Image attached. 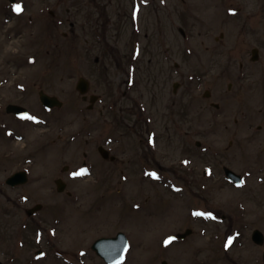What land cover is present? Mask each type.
Here are the masks:
<instances>
[{
  "label": "rangeland",
  "instance_id": "rangeland-1",
  "mask_svg": "<svg viewBox=\"0 0 264 264\" xmlns=\"http://www.w3.org/2000/svg\"><path fill=\"white\" fill-rule=\"evenodd\" d=\"M151 1L141 17L144 46L143 54L137 52L135 67L129 66L132 0H39L38 7L52 5L65 16L67 8L79 3V8L70 12L82 20L96 17L99 11L107 41L94 50L82 46L85 39L69 24L57 32L41 28L33 34L17 25L9 29L13 36L10 41L6 29L0 28V79L7 70L17 74L1 89L0 102L25 104L42 113L36 118L37 124L33 123L35 127L19 126L27 142L0 140V155L5 149L25 150L20 157L2 160L0 179L22 167L24 153L35 152V183L27 190L31 197L27 206L42 203L47 221L46 231L36 235L34 242L33 225L29 231L22 230L15 216L16 194L0 192V259L5 264H30L39 246L47 254L39 264H104L91 251V244L125 229L131 240L125 264H256L257 259V264H264V248L239 240L235 250L226 253V244V250L222 247L225 239L216 238L215 225L206 227L193 217L194 209L196 215L203 214L209 206L206 191L199 188L205 185L202 173L206 165H213L218 173L228 166L241 174L264 167V134L258 135V127H264V0H162L166 3L162 9L159 2ZM242 5L245 12L240 10ZM16 30L22 36L14 37ZM253 49L261 50L260 62L250 64L247 74H253L257 67L261 77L239 81V65L244 59L246 64L253 62ZM34 54L37 61L33 66L17 68L10 62ZM197 75H204L202 81ZM81 79L90 82L84 95L77 90ZM189 81L194 83L192 91ZM14 83L30 88L31 95L20 94ZM40 91L56 96L63 107L44 114L40 111ZM96 96L100 102L93 100ZM114 102L117 110L113 113L109 106ZM91 103L94 110H85ZM146 104L148 123L141 114ZM216 104L220 109H215ZM44 121L46 125H42ZM193 128H197L196 137H191ZM148 130L157 134L155 156L146 145ZM112 136L122 140L111 154L115 162L103 160L93 144ZM87 138H91L92 158L100 170L98 186L93 178L69 182L67 170L63 171L83 163V153L89 148ZM28 140L32 147L24 148ZM196 141L203 144L201 150L194 146ZM124 149L128 152L121 155ZM219 152L221 156H214ZM140 156L156 178H140L141 168L136 163ZM189 156L196 168L194 178L176 168L178 162L188 168ZM129 160L135 166L128 169L131 177L125 179L120 173ZM257 161L261 163L253 166ZM58 178L79 192L70 203L65 192H56ZM225 185L217 181L211 186L221 213L229 216L239 202H244L251 228L264 230V194L256 195L252 187L237 191ZM63 207H67L66 212ZM21 213L22 222L26 217L22 209ZM54 218L63 219L59 228ZM219 228L224 233L231 229L227 222ZM187 231L191 234L185 242L171 249L165 246V236L168 239ZM18 233L26 245L17 240ZM81 249L86 256L78 254Z\"/></svg>",
  "mask_w": 264,
  "mask_h": 264
},
{
  "label": "flooded vegetation",
  "instance_id": "flooded-vegetation-1",
  "mask_svg": "<svg viewBox=\"0 0 264 264\" xmlns=\"http://www.w3.org/2000/svg\"><path fill=\"white\" fill-rule=\"evenodd\" d=\"M156 1L159 2L160 9L164 8L163 5H165L166 3H163L162 0H156ZM38 2L39 0H0V28L6 29V36H7L6 39L8 41L13 40L12 39L13 36L11 35V32H10L11 30L9 29L14 28L17 25H18V28L20 27V30L21 29H24L26 31L32 30L31 33L33 34L34 31L37 32L36 30L41 31V28L46 29L48 31L53 30L57 32L60 28H63V26H67L69 24L71 26H76L78 29L77 31L78 34L80 33V35L83 37L82 39H85V43L83 42L82 46L86 45L89 47V49L94 50L95 47H98V46L100 47L106 43L107 38L102 33V24H101L102 17L100 16L99 11L95 13L96 17H86L85 19L82 20L79 16H73V12H70V10L75 9L76 7L79 8L78 2H77L78 4L76 5V7L73 5L71 8H67L66 16L61 13V10L55 11L52 8V5H40V7H38ZM151 2H155V0H152ZM149 4H150L149 0H132V4L130 8V19H131V25H132L131 30L133 33V49L131 53L130 62L134 63L135 66H137L135 62V59H136L135 57L137 56V52H140V53L142 52L143 54L144 27L142 25L141 17H142V13L144 9L150 7ZM15 5H20L22 8V11L19 14L13 11V8ZM240 10L245 12L246 6L242 5L240 7ZM20 30L18 31L16 30L14 32V37L22 36L21 35L22 32ZM249 30L252 32V34H255L254 27L250 26ZM254 51H257V54ZM36 55L37 54L33 55L34 59H31L32 57L31 56L30 58H23L22 61H15V62L10 61V62L13 63L12 66L17 67V68H23V67H28V66L30 67L36 64V61H37ZM260 55H261L260 49H257V50L253 49V53H252L253 62L246 64L245 59L242 60V62L239 65V69H240V74L238 75L239 81H245L247 77H251L252 79L253 77H255L256 80L260 79L261 77L260 68L256 67L253 74H251L250 76L249 74H247L248 73L247 70H249L250 64H256V66L259 64L260 61H257V59L258 57L260 58ZM0 57H1V51H0ZM256 57L257 59L255 60ZM16 75L17 74L15 71L12 72V71L7 70V75H5L2 79H0V96L2 94L1 89L5 87L6 85H8L11 82V78H15ZM197 76H199V78L202 81L204 75L203 76L197 75ZM193 85L194 83L191 82L189 86L190 91H192ZM175 87H176V84L174 85V89ZM14 88H16V90L24 96L29 97L31 95V89L30 88L27 89V86H20V83H14ZM89 89H90V83L88 84V91ZM96 101L100 102V96H96L95 102ZM92 103H94L93 100H92ZM92 103H91V106L85 108V110L93 111L94 105ZM10 105H18V106L24 107V110H26L25 111L26 114L18 115L16 113L10 112L8 110V107ZM216 105L220 107L219 104H216ZM216 105L214 106L215 108L218 109L219 107H217ZM116 108L117 106L115 102L111 103L109 106L110 111H112L113 113L117 110ZM40 111H43L44 114H46L47 116L50 115L52 112V110H48L45 107H40ZM41 114H42L41 112L36 113V111L28 108L25 104L22 105V104H18L15 102L14 103L9 102L8 104H5V103L0 102V140L2 139L7 140L11 144L13 143L19 144V143L24 142L25 140L27 142L25 135L20 132L19 126L28 125L31 127H35L32 125L33 123L37 124L36 118L41 117L42 116ZM83 114H85V112H83ZM141 114L144 120L147 121L146 123H148L149 109H148L147 104L143 106V110H141ZM41 123L42 125H46L47 121L46 122L44 121ZM151 132L152 131L148 130L145 139H146V145L148 147V151L155 156V154L158 152V148H157L158 139L153 138L154 134L155 135L157 134L155 132H153L154 134ZM197 134H198L197 128H193L191 130V137H196ZM263 134H264V127L259 126L258 135L262 136ZM129 135L130 133H127V132L124 134V136L126 137H128ZM90 139L91 138H87L85 140L89 148L83 153V156L85 158L83 163L72 170L71 169L68 170L67 167L63 168V171L67 170L66 175H67V179L69 180V182L74 183L76 181H80L83 179L93 178L94 185L98 186L100 184V180H101V178L99 177L100 170L98 169L97 164L95 163V161H93V158H92V154L90 150L91 143H89ZM121 141L118 137L116 138L112 136V137H107V138L106 137L100 138L97 141L94 140L93 144L96 147V150H97L96 152L99 153V155L101 156L103 160L105 161L110 160V161L115 162L116 158L113 157L111 154L116 151ZM28 146L32 147V144H30V140H28V143L25 144L24 148ZM194 146L201 150L203 144L200 143V141H196L194 142ZM40 150L44 151L46 149L39 148V151ZM209 150L211 152L212 149L211 148L206 149L207 152H209ZM65 151L68 152V149H65ZM21 152H25V150L15 151V150L5 149L0 155V166H2V163H3L2 160L5 161V160H11V159L20 157ZM102 152H104L107 155V157H105L102 154ZM127 152L128 151L124 149V150H121L120 154L126 155ZM191 152H192V149H191ZM24 154L26 155L22 156L24 158L23 160L24 163L22 164V167H20L18 170L12 171L8 176L2 177L0 179V192L1 194H5L6 191L9 190L16 194L13 204L16 207V209H18V211L15 212V216L18 218L19 224L21 223L20 225L22 227V230L29 231L30 226L33 225L32 228H34L35 230V237H34V242H35L36 235L42 234L44 231H46L45 227L47 226L46 224L47 221L44 215L45 206L42 203L34 204L31 207L27 206L31 202V197L27 193V190L29 189L31 190V187L35 183L34 167H35V157L36 156H35V152H31V150H28ZM221 155L222 154L219 152L218 154L214 156L219 157ZM189 157H190L189 162L191 165H189L188 168L186 169L182 168L179 162L176 165V168L178 172L188 171V173L191 174V177L194 178V176H196V168L194 167L195 164H194L193 157L192 156H189ZM233 160H236V157ZM136 163L137 165L139 164L141 168L140 178L150 177L149 170H148L149 164L147 163L146 159L140 156L138 160L136 161ZM259 163H261V161L255 162L253 166L258 165ZM127 164L128 165L126 166V169L121 171L120 173L121 177L125 179H128L131 177V171L129 172L128 169L130 168L131 170L132 167L135 166L132 160H129ZM206 166L208 167L202 173V177L206 180L205 185L201 184L199 188L203 189L204 192L206 191V197L209 201V206L207 205V207L203 209L204 213L202 214V218L196 215V211L194 209L193 217L201 219L203 222V225H205L206 227L210 225H215L216 238L219 237V238L225 239V240L223 239L224 241H223L222 247L224 248V243L226 242V247H227L226 253H229L232 249L237 247L236 242L239 240L245 241L244 244H246L247 240H249V242L255 248H264V245L260 246L256 239V235H257L259 241L261 240V237H262V240L264 241V230H262L261 228H254V229L251 228L250 224L248 223V219H247L248 210H247L246 203L239 202L236 208L237 210L234 209V211H232L229 216L224 215L219 210L218 205H215L214 202L217 201V199L216 197H213L214 192L213 190H211L212 184H214L217 181L218 182L222 181L223 184H226L225 186L229 185L237 191H243V190H246L252 187V192L257 193L256 195H258L259 192H262L264 194V167H261V166L258 167L257 171H253L251 167H248L249 169H252V170H245L244 173L242 174L231 168L232 170L237 172V174H240L241 176H243L242 186L236 187L235 184L232 183L226 176L225 168H230V167L224 166L223 171L218 173L215 171V168L213 165H206ZM157 168L158 167H155V169ZM81 169H87V174L84 176L74 175L76 172L80 171ZM251 178L252 180H255V183L252 184ZM42 180L43 178L40 179V181ZM55 182H56V192L59 193L60 195L64 194L65 192L67 194L66 199L68 200L69 203L76 195L79 194V192L75 189V187H72V189H69L68 183L64 181L62 178H58L57 180H55ZM21 209L24 211L25 217H26V219L23 220L22 222H21V217L24 216V214L21 213ZM61 209L62 210L64 209V212H66L67 207H63ZM53 220L55 221L56 227L60 226L63 223V219L61 218H58V219L54 218ZM226 222L228 223V227H230L231 229L227 233H224V231H222L219 228V226L225 225ZM236 223H237V232H236L237 234L235 237H232V235L234 234L233 230H234V226L236 225ZM120 232L127 233V229L121 230ZM259 232L262 233L263 236H261ZM118 233H116V235ZM16 237L19 242H21L22 244L24 243L26 245V240L20 233L16 234ZM229 238H232V239H229ZM229 240L232 241L231 244L228 243ZM172 242L169 247L167 246V248H170L173 244L175 245L178 244L179 241L176 242L174 240ZM38 248L39 249L34 252L33 257H31L30 262H29L30 264H39L47 259V254L45 253V251L41 249V246H39ZM90 248L93 254L98 259H100L104 264H108L106 261H104L100 257L97 251L93 249L92 244ZM78 254H80L81 256H86V251L81 249L79 250ZM263 258H264V250H263ZM124 261L119 264L126 263V256H125ZM257 262H258V259L256 261V264ZM164 263L168 264V262H164ZM0 264H5L2 261V259H0Z\"/></svg>",
  "mask_w": 264,
  "mask_h": 264
},
{
  "label": "water",
  "instance_id": "water-1",
  "mask_svg": "<svg viewBox=\"0 0 264 264\" xmlns=\"http://www.w3.org/2000/svg\"><path fill=\"white\" fill-rule=\"evenodd\" d=\"M256 60V59H255ZM78 91L82 94H86L88 91V82L84 79H81L78 87ZM40 99L42 103L48 107H62L63 103L53 96L41 93ZM11 111L18 112L21 109L16 106H11ZM102 154L107 157V155L102 152ZM190 233V232H188ZM124 235L120 234L116 239H101L96 242L93 249L98 252L108 263L114 264L122 259L124 251L127 247L126 241H124Z\"/></svg>",
  "mask_w": 264,
  "mask_h": 264
},
{
  "label": "snow or ice",
  "instance_id": "snow-or-ice-1",
  "mask_svg": "<svg viewBox=\"0 0 264 264\" xmlns=\"http://www.w3.org/2000/svg\"><path fill=\"white\" fill-rule=\"evenodd\" d=\"M13 11H14L15 13L19 14V13L22 11V8H21L20 5H15L14 8H13ZM86 174H87V169H81L80 171L76 172L74 175H76V176H84V175H86ZM150 175H152L153 178H156L154 173H152V174H150ZM197 215H202V213H197ZM172 239H173V238H169V239L165 240V241H164L165 246H167L168 244H170V243L172 242ZM231 242H232V241L229 240L228 243L231 244ZM126 250H127V249H125V251H126Z\"/></svg>",
  "mask_w": 264,
  "mask_h": 264
},
{
  "label": "bare ground",
  "instance_id": "bare-ground-1",
  "mask_svg": "<svg viewBox=\"0 0 264 264\" xmlns=\"http://www.w3.org/2000/svg\"><path fill=\"white\" fill-rule=\"evenodd\" d=\"M173 246H174V244L172 245V247H173ZM172 247H171V248H172ZM171 248H170V249H171Z\"/></svg>",
  "mask_w": 264,
  "mask_h": 264
}]
</instances>
